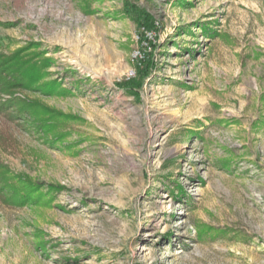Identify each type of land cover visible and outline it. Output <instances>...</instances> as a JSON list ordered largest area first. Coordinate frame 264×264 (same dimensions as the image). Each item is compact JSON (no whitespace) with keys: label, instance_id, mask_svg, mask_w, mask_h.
<instances>
[{"label":"rangeland","instance_id":"obj_1","mask_svg":"<svg viewBox=\"0 0 264 264\" xmlns=\"http://www.w3.org/2000/svg\"><path fill=\"white\" fill-rule=\"evenodd\" d=\"M20 50L0 264H264V0H0Z\"/></svg>","mask_w":264,"mask_h":264},{"label":"trees","instance_id":"obj_2","mask_svg":"<svg viewBox=\"0 0 264 264\" xmlns=\"http://www.w3.org/2000/svg\"><path fill=\"white\" fill-rule=\"evenodd\" d=\"M148 27H142V30L148 31ZM143 36V35H142ZM152 46V45H149ZM21 50L11 57L0 55V95L13 96L14 91L17 89H42L45 92H50L55 82H44L40 85V81L43 77V68L46 66L44 62L37 64L33 59L23 57ZM9 100L0 101V109L5 107ZM22 107V106H21ZM3 167H0L2 169ZM0 176L7 182V187L11 191V199L14 198L15 204L21 205L25 201H28L34 192H37L38 185L25 180L23 176H12L15 180L19 181V187L8 183V172L0 171ZM10 178V177H9ZM15 184V183H14Z\"/></svg>","mask_w":264,"mask_h":264}]
</instances>
